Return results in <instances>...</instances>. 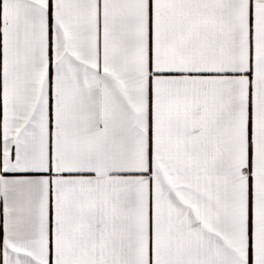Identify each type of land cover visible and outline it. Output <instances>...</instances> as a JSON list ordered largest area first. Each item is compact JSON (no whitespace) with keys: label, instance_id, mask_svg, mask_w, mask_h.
Here are the masks:
<instances>
[{"label":"snow or ice","instance_id":"1","mask_svg":"<svg viewBox=\"0 0 264 264\" xmlns=\"http://www.w3.org/2000/svg\"><path fill=\"white\" fill-rule=\"evenodd\" d=\"M0 264H264V0H0Z\"/></svg>","mask_w":264,"mask_h":264}]
</instances>
